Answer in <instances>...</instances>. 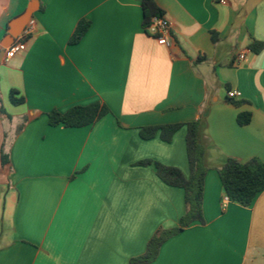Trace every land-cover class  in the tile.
<instances>
[{"label": "crops", "instance_id": "obj_1", "mask_svg": "<svg viewBox=\"0 0 264 264\" xmlns=\"http://www.w3.org/2000/svg\"><path fill=\"white\" fill-rule=\"evenodd\" d=\"M143 1L0 0V264L142 255L158 229L179 225L185 193L139 162L188 176L190 122L209 167L205 222L167 240L151 264H264V191L248 207L231 202L218 173L228 158L264 161V50H251L264 43V0H154L171 47L146 32ZM30 5L35 31L6 60L11 22ZM81 20L90 28L72 45ZM11 90L25 102L14 105ZM229 90L241 97L229 101ZM93 103L110 113L85 127L49 124L53 110ZM168 124L183 125L171 142L141 137Z\"/></svg>", "mask_w": 264, "mask_h": 264}, {"label": "trees", "instance_id": "obj_2", "mask_svg": "<svg viewBox=\"0 0 264 264\" xmlns=\"http://www.w3.org/2000/svg\"><path fill=\"white\" fill-rule=\"evenodd\" d=\"M145 12L144 27L154 16H163V11L154 0H144ZM90 21L81 20L71 38L70 44H78L90 28ZM251 50L260 52L264 50V43L253 41ZM10 100L14 105L23 104L24 97H18V91H10ZM229 101H232L229 99ZM110 113L108 106L93 103L87 106L76 105L64 113L53 110L48 113L51 126L63 125L69 128H79L91 125ZM240 125H248L251 121L250 113H241L237 117ZM181 124H168L162 126L143 127L140 130L143 139H151L159 134L163 141L171 142L175 132ZM187 127L186 149L190 174L185 175L181 169L169 166L156 160H143L140 165L153 166L158 178L165 184L182 188L185 193V214L180 219L177 227L171 229L160 228L148 241L146 251L130 259L129 264H151L159 256L162 245L182 232L186 227L195 222L204 223L203 200L205 178L209 167L205 163V150L200 143V129L197 122H190ZM9 162V155H2V164ZM225 194L231 202L242 206H250L255 198L264 191V161L252 158L242 162L236 158H228L225 165L218 170Z\"/></svg>", "mask_w": 264, "mask_h": 264}, {"label": "built area", "instance_id": "obj_3", "mask_svg": "<svg viewBox=\"0 0 264 264\" xmlns=\"http://www.w3.org/2000/svg\"><path fill=\"white\" fill-rule=\"evenodd\" d=\"M222 3H226V0H221ZM146 32L156 38V40L167 47H171L174 44V38L172 36V25L163 16H154L150 19L148 24L144 27ZM35 31V22L34 20H30L25 26L22 33L17 38L16 42H14L8 49L5 55V59L9 60L12 58L17 52H19L24 45V41L29 38ZM240 59L244 58V54L239 56ZM227 97L230 100H235L241 97V92L238 90H229L227 92Z\"/></svg>", "mask_w": 264, "mask_h": 264}, {"label": "water", "instance_id": "obj_4", "mask_svg": "<svg viewBox=\"0 0 264 264\" xmlns=\"http://www.w3.org/2000/svg\"><path fill=\"white\" fill-rule=\"evenodd\" d=\"M37 11V8L33 5H30L24 13H22L20 16L16 17L11 22V29L9 30V37H8V43L12 45L15 40L19 37L21 32L24 30L27 23L32 19L33 14ZM7 45L4 46V48L8 47ZM4 51L0 50V58L3 56Z\"/></svg>", "mask_w": 264, "mask_h": 264}]
</instances>
